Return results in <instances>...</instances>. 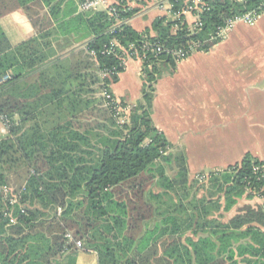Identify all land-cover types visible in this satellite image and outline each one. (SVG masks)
Wrapping results in <instances>:
<instances>
[{
	"label": "trees",
	"instance_id": "trees-1",
	"mask_svg": "<svg viewBox=\"0 0 264 264\" xmlns=\"http://www.w3.org/2000/svg\"><path fill=\"white\" fill-rule=\"evenodd\" d=\"M131 1L117 0L118 26L103 11L63 22L60 33L75 23L84 30L80 39L91 38L68 57L55 56L36 40L12 49L0 32V116L11 124L8 134H0V188L13 190L7 198L0 190V264H76L81 252L96 253L99 264H264L262 206L245 205L227 223L209 218L221 205L231 212L246 195L247 180L255 184L253 166L264 162L247 154L209 173L202 185L222 196L189 200L188 157L172 151L153 124L154 85L178 64L171 55L149 54L143 62L142 99L125 122L117 112L124 102L96 98L108 91L115 99L111 87L120 79L102 78V72L125 71L120 51L103 54L112 42L140 51L145 42L165 50L201 42L199 52L209 51L220 41L219 28L251 12L262 14L264 0H206L200 29L184 16L165 17L154 22V35L127 24L139 11ZM185 1L168 0L173 13ZM13 165L22 169L15 188L7 176ZM168 168L176 171L174 178ZM11 196L16 203L10 204ZM67 232L82 241V250L67 243Z\"/></svg>",
	"mask_w": 264,
	"mask_h": 264
},
{
	"label": "crops",
	"instance_id": "crops-1",
	"mask_svg": "<svg viewBox=\"0 0 264 264\" xmlns=\"http://www.w3.org/2000/svg\"><path fill=\"white\" fill-rule=\"evenodd\" d=\"M130 4L139 11L127 24L138 32L150 29L152 35L154 22L167 17L170 6L168 0ZM83 15L93 13H82L80 0H0V32L12 49L36 40L55 56L68 57L91 38L80 39L84 30L75 23L65 35L58 27ZM185 20L193 27L197 17L187 14ZM65 38L73 43L66 44ZM141 69L139 61L127 62L119 82L111 87L117 103L135 106L142 99ZM154 88L153 124L173 149L186 153L191 175L225 170L247 154L264 162V16L254 25L234 24L209 51L167 68ZM76 264H99L98 257L81 252Z\"/></svg>",
	"mask_w": 264,
	"mask_h": 264
},
{
	"label": "built area",
	"instance_id": "built-area-1",
	"mask_svg": "<svg viewBox=\"0 0 264 264\" xmlns=\"http://www.w3.org/2000/svg\"><path fill=\"white\" fill-rule=\"evenodd\" d=\"M117 4H110L108 0H80V10L82 13H96V12H107L110 16L114 17L116 19V26L120 25L122 21L119 18V13L117 9ZM131 8V4L129 2L128 4ZM209 10V4L206 0H186L185 1V8L178 13H173L172 6H169V12L167 18L173 19V20H180L181 16H186L187 14H195L197 17V22L193 26L194 28L200 29L202 27V23L200 22V15L203 14L205 11ZM264 16V11L262 14L258 15L254 12L245 14L241 17H237L234 20H230L227 25L223 28H219L216 39H223L227 32L230 30V28L238 23L243 22L249 25H254V23L260 18ZM128 22V21H127ZM178 26L176 25L174 27V30H177ZM204 47V44L201 42H188L186 48H180V49H169L165 50L161 45L159 44H153L151 42H145L142 45L141 51L135 46H130L129 49H126L124 47H121V45L118 42H112L110 44V47H106L103 54L111 55V54H118L120 51V54L118 55L121 60V66H124V68L127 65V62L130 60H137L140 63L143 64L144 61L148 59L149 54H154V56L157 58L159 55L163 53H167L171 55L177 63L187 59L189 56L193 55L194 53L199 52L201 48ZM91 56H95L94 52H91ZM120 76L121 73H119L116 68H114L112 71H105L101 73L102 78L111 77V76ZM7 78H4L3 81H5ZM103 98H105L107 101H116L113 99L112 95L108 91L103 92ZM117 102V101H116ZM121 108L117 109L118 114L121 113ZM3 128H2V134L6 135L9 132L10 129V122L7 118L4 116H0ZM252 175L253 180L255 181V184H253L252 181L247 180L246 190L248 193L252 194L256 198L260 199L261 205L264 208V163L254 165L252 168ZM259 184V187L256 185ZM0 190L4 193V196L7 198L11 193L12 190L8 187L0 188ZM17 202L16 196L10 197V204H14ZM58 212L61 213V209H58ZM11 223H15V220L12 218ZM65 238L67 239V243L70 245H74L75 248L82 250L83 249V243L82 241L76 240L71 232H67L65 234Z\"/></svg>",
	"mask_w": 264,
	"mask_h": 264
},
{
	"label": "rangeland",
	"instance_id": "rangeland-1",
	"mask_svg": "<svg viewBox=\"0 0 264 264\" xmlns=\"http://www.w3.org/2000/svg\"><path fill=\"white\" fill-rule=\"evenodd\" d=\"M132 2L133 1H131V3ZM159 67L161 68V66H159ZM170 69H171V67H170ZM141 73H142L141 78H142V81L144 83L145 77H144L142 69H141ZM102 96H103V93L96 94V98H101ZM127 98L130 101H132V97L130 96V94H128ZM136 103L137 102H135V104ZM133 106H134L133 104L130 105V104L126 103V108H123V109L121 108L122 111H121V113H119L121 122L126 121V119L130 115V111L133 108ZM2 128H3V124L0 122V134H2L1 133ZM175 150H176L175 148L174 149L172 148V151H175ZM11 167L13 169H11V171L7 170L8 171L7 176L9 178V181L11 183L12 188H15V187H18L19 184L21 183L20 182L21 179H19V177H17L15 174L21 172L22 169H21V167H18L15 165H13ZM211 172H214V171L207 170V171H195V172H193V174L191 175V185H190L191 196H190L189 200H191L192 198L201 200L202 198H204V196L209 200L210 199L214 200V199H218L222 196L221 192H219L217 189H214L213 187L209 186L208 183H206L207 185H205V186L202 185V184H204V182L207 181V179L209 177V173H211ZM167 174H168L169 178H174V176L176 175V171L168 168ZM9 189H11V188H9ZM155 190L161 191L162 189L157 185ZM245 205H251V206L256 207L258 205H261V201H260V199L256 198L255 196H253L252 194L247 192L246 195L242 199L239 200L238 204L231 210V212L224 213V211H223L224 206L221 205L220 208L211 209L209 218L210 219L218 218L221 220V222L227 223L232 217H234L236 214H238L239 210L241 208H243ZM221 216H222V218H221ZM188 235H190V234H188Z\"/></svg>",
	"mask_w": 264,
	"mask_h": 264
}]
</instances>
